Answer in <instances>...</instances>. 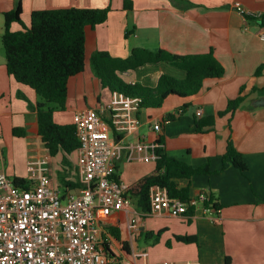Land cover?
<instances>
[{
    "label": "crops",
    "instance_id": "0c3cea01",
    "mask_svg": "<svg viewBox=\"0 0 264 264\" xmlns=\"http://www.w3.org/2000/svg\"><path fill=\"white\" fill-rule=\"evenodd\" d=\"M130 1L132 7L127 9L124 0H0V171L12 180L28 179V162L44 158L55 185L54 172L47 166L49 154L38 133L36 107L41 100L6 69L1 43L4 12L20 4L21 19L27 26L34 10L108 6L105 22L86 27L84 70L69 78L65 115L57 116L56 110V122L71 123L75 111L96 107L102 102L100 88L110 93L101 86L90 64L91 54L98 50L122 58L134 47L165 49L181 55L212 51L224 74L218 79H205L193 96L169 95L161 107L141 109L139 126L130 138L144 143L161 138L167 156L192 167L208 163V174L180 178L177 183L189 185L190 197L205 192L219 205L218 211L204 210L200 204L188 215L168 210L147 214L132 205L136 212L114 210L105 218L95 219L100 239L110 252L130 258L134 264L185 260L199 264H264V39L259 37L263 27L255 16L246 19L233 6L239 2L254 13L264 14V0ZM11 28L18 30L21 26L15 22ZM159 72L177 79L185 76L182 69L167 62L121 74L128 83L153 86ZM240 89L244 98L236 109L219 115ZM198 108L202 109L200 116L196 115ZM178 109L181 112L176 114ZM209 116L214 117L213 126L198 129L195 122ZM157 121L161 123L158 132L151 127ZM14 128H23L24 134L15 135ZM229 137L246 163L245 171L223 158ZM76 163V159L70 161L74 167ZM154 168L151 160L127 161L123 151L116 162V175L128 186ZM112 228L118 230L120 238L114 236ZM175 235H193L196 242L178 241Z\"/></svg>",
    "mask_w": 264,
    "mask_h": 264
},
{
    "label": "trees",
    "instance_id": "16d2710c",
    "mask_svg": "<svg viewBox=\"0 0 264 264\" xmlns=\"http://www.w3.org/2000/svg\"><path fill=\"white\" fill-rule=\"evenodd\" d=\"M124 7L130 9L132 2L124 0ZM110 8L64 7L34 10L30 16L29 25L21 19V6L4 12V26L1 43L5 53L6 69L9 75L22 84L31 87L40 98L37 103L38 133L51 157L61 154V171L58 172L62 194L77 190L80 182H73L61 174L70 165L69 156L76 152L79 140L75 126L71 123H58L54 119L56 110H63L68 93L70 77L82 72L85 65L86 27L95 26L106 21ZM264 28V14L257 18ZM18 23L21 29L13 30L12 23ZM127 35V32H126ZM160 62L170 63L185 72L183 79H177L165 72H159L153 86L139 82L128 83L119 76L125 71H136L139 68ZM90 64L95 76L103 88L110 93H117L138 98L139 111L145 108H159L169 95L190 97L202 87L205 79L221 78L224 74L222 64L212 51L201 54H176L165 49L155 51L134 47L127 57L112 56L108 51L98 50L91 54ZM240 93L228 101L226 108L219 115L232 113L244 95ZM214 124V117L209 116L195 122L198 129H208ZM15 135H23V128H14ZM162 142L161 138H158ZM163 143V142H162ZM155 168L152 173L144 175L133 184L128 185L126 193L135 200L137 207L148 212L149 189L152 185H160L167 189L171 198L187 200L190 197L189 185L179 186L177 179H190L194 175L208 174V163L192 167L182 160L167 156L163 147L156 150ZM224 159H229L232 165L245 171L247 169L241 153L235 148L231 138L227 139ZM116 179L119 180L117 175ZM17 186L28 187V179L14 177ZM205 206L219 209V205L208 197ZM190 214L193 209H190ZM120 238L117 229L110 230ZM176 240L185 243L196 242L193 235H175ZM126 249L125 242H122ZM109 251V250H107Z\"/></svg>",
    "mask_w": 264,
    "mask_h": 264
},
{
    "label": "built area",
    "instance_id": "2783aa9c",
    "mask_svg": "<svg viewBox=\"0 0 264 264\" xmlns=\"http://www.w3.org/2000/svg\"><path fill=\"white\" fill-rule=\"evenodd\" d=\"M233 6L246 19L262 15L239 2ZM259 37L264 39V28ZM139 101L113 91L106 102L74 112L72 122L79 140L76 164L81 183L77 190L62 194L60 187L51 183L44 158L28 162V187L15 185L0 171V264H134L132 259L110 252L99 237L95 219L105 218L114 210L136 212L126 193L127 186L115 177L116 162L123 151L127 161H155L157 148L163 147L157 138L148 143L130 140L140 123ZM180 112L181 109L175 111ZM201 114L202 109H196V115ZM151 127L158 132L161 123L154 122ZM207 201L205 192L182 200L171 198L166 188L152 185L150 210L146 213L168 210L175 215H188L200 204L210 210V206H205Z\"/></svg>",
    "mask_w": 264,
    "mask_h": 264
},
{
    "label": "rangeland",
    "instance_id": "374dc122",
    "mask_svg": "<svg viewBox=\"0 0 264 264\" xmlns=\"http://www.w3.org/2000/svg\"><path fill=\"white\" fill-rule=\"evenodd\" d=\"M119 76L121 78H123V76H122L121 73H119ZM100 91L102 92V98H101V101L102 102L101 103L106 102V100H107L106 97L108 96V94H109V97H108V100H109L111 94L108 93L107 91H103V89H101V88H100ZM104 92H107V93H104ZM87 103H88V101H87ZM92 103H94V102L89 101V104H92ZM65 111H66V108H64L63 110H59V112L56 115L57 116L59 114L61 116L62 115H65ZM68 158H69L70 161H75V159L77 160L76 152H73ZM47 166L49 167L50 170H53V172H54V181H53V183L55 185H59L60 184V181H59V178H57V176H56V171H57V169L59 170V167L61 166V154H57L54 157H51L50 155H48ZM61 169H62V167H61ZM61 174L64 176V178L65 177H68L69 179L73 180V182H77V183L80 182V178H79V174H78V170H77V167L76 166L74 167L72 165H69L68 166V169L66 171L63 170V172ZM128 176L129 175L126 174V176H125L126 179H128ZM132 205H133V207H136L137 208V204H136V202H135L134 199H132Z\"/></svg>",
    "mask_w": 264,
    "mask_h": 264
}]
</instances>
